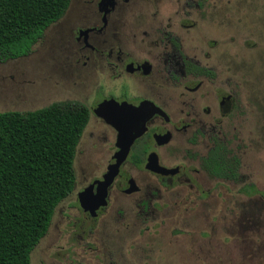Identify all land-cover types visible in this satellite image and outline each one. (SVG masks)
Instances as JSON below:
<instances>
[{
	"label": "rangeland",
	"instance_id": "obj_1",
	"mask_svg": "<svg viewBox=\"0 0 264 264\" xmlns=\"http://www.w3.org/2000/svg\"><path fill=\"white\" fill-rule=\"evenodd\" d=\"M237 2L233 0V29L253 27L250 39L235 37L236 32H217L214 23V38L222 43L229 39V47L216 46L211 60H201L218 68V84L206 86L221 90L228 80L237 81L234 90L240 104L253 106L254 113L258 106L257 117L263 113L257 132L246 130L242 120L223 126L242 160L244 184L252 183L259 191L255 196L242 194L237 182L221 184L206 174L198 175L192 185L166 188L127 168L142 188L140 193L112 194L99 217H86L77 206V193L84 178L99 177L108 169V149L99 143L102 151L98 145L90 155L81 151L90 142V131L104 140L115 138L114 130L94 114L96 105L106 98L132 100V96H148L169 106H182L181 102L168 88H140L124 75L113 78L112 70L102 68L105 60L94 63L86 35L100 26L102 17L98 3L91 0H72L65 17L47 29L28 56L0 61V113L33 112L66 99L78 100L90 111L74 162L77 189L57 208L48 233L31 255L32 264H264V42L253 46L264 34V0H253L249 12L236 11L241 7ZM161 3L152 5L171 6L170 1ZM205 41L201 34L197 42L201 54L212 50ZM224 52H231V62L224 59ZM194 82L190 78L184 83ZM192 151L205 153L203 146Z\"/></svg>",
	"mask_w": 264,
	"mask_h": 264
},
{
	"label": "flooded vegetation",
	"instance_id": "obj_2",
	"mask_svg": "<svg viewBox=\"0 0 264 264\" xmlns=\"http://www.w3.org/2000/svg\"><path fill=\"white\" fill-rule=\"evenodd\" d=\"M168 1L171 3L170 7L152 5L159 2H162V5ZM91 2L98 3L102 17L100 26L91 28L93 31L86 35L87 46L91 49L92 56L94 55V63L105 60L102 68L108 69L109 72L112 70L113 78L124 75L137 81L140 88L143 85L163 91L168 88L182 106H169L160 102L159 99L148 96H132V100H117L110 97L96 105L97 107L104 101L110 100L119 104L128 103L135 107L148 103L157 111L146 122L145 132L130 147L127 159L122 163L118 176L108 190V205L101 207L95 216L81 207L79 194L96 181L103 180L108 169L104 170L99 177L83 179L82 187L77 193V206L82 214L95 219L109 206L112 194L121 192L132 196L140 193L142 188L127 168L142 172L139 177L146 174L149 178H155L166 188L183 183L192 185L198 175L206 174L210 180L221 184L237 182L241 185V193L246 196L259 195L254 184H244L242 160L232 149L234 139L224 134L223 126L226 123L232 126V122L242 120L241 123L246 130L252 133L254 130L257 132L263 113L261 112L257 117L258 106H255L254 113L253 106L240 104L234 90L239 85L237 81L232 84V80H228L227 87L221 90L206 86L218 84L219 76L215 73L218 72L216 70L218 68L204 65L201 60L205 57V61L211 60L212 51L216 46H228L229 39L222 43L214 38L216 34V29L212 27L214 23L218 25L217 32H236L235 37L245 36L243 40L250 39L248 32H253L251 29L253 27H238V29L234 27L233 29L232 11L235 12L233 0H91ZM252 4L253 0H238L236 5L241 7H238L236 11L244 8L245 12H249V6ZM111 19L120 21H112L111 24ZM198 34L199 36L203 34L205 42L208 45L211 44L210 52L200 53V47L197 45ZM259 36L261 38L256 39L253 46L263 44L264 34L261 33ZM90 38H93L94 44L89 42ZM230 54L231 52H224L223 56L231 62ZM88 60H90L89 57ZM222 74H225V71ZM190 78L195 81L194 84H185L184 82ZM256 96L260 101L262 100L258 92ZM65 102H74L87 107L84 103L72 99L56 103ZM97 117L114 130L115 138L104 140L96 135L95 131H90L88 134L90 142H87V145L84 144L85 148L83 147L81 155L92 154L95 150L94 145L99 146L102 143L108 149L109 168L115 162L114 157L120 150L117 146L119 133L103 118ZM259 145L260 140L256 144V151ZM100 146L98 150L102 151ZM200 146H203L205 150L201 156L192 151L194 147L200 148ZM151 155H155L158 164L169 172L159 173L148 169ZM193 163H197L199 168H191ZM76 189L77 176L75 189L65 200L70 198ZM93 191L96 193L97 185Z\"/></svg>",
	"mask_w": 264,
	"mask_h": 264
},
{
	"label": "trees",
	"instance_id": "obj_3",
	"mask_svg": "<svg viewBox=\"0 0 264 264\" xmlns=\"http://www.w3.org/2000/svg\"><path fill=\"white\" fill-rule=\"evenodd\" d=\"M71 0H0V61L28 56ZM90 111L74 102L0 113V264H32L55 211L76 185Z\"/></svg>",
	"mask_w": 264,
	"mask_h": 264
},
{
	"label": "water",
	"instance_id": "obj_4",
	"mask_svg": "<svg viewBox=\"0 0 264 264\" xmlns=\"http://www.w3.org/2000/svg\"><path fill=\"white\" fill-rule=\"evenodd\" d=\"M156 111L148 103L135 107L128 103L119 104L114 100L104 101L95 107V115L103 118L118 131L117 146L120 150L114 157L115 162L109 166L103 180L96 181L79 194L81 207L85 211H90L95 216L101 207L108 205L107 196L110 186L118 176L122 163L127 159L130 147L145 132L146 122ZM147 168L159 173L169 172L158 164L155 155H151ZM96 185L97 191L94 193L93 189Z\"/></svg>",
	"mask_w": 264,
	"mask_h": 264
}]
</instances>
